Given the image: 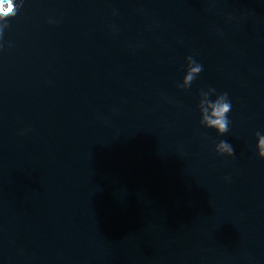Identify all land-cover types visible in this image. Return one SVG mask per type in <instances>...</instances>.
I'll return each instance as SVG.
<instances>
[{
	"label": "water",
	"instance_id": "1",
	"mask_svg": "<svg viewBox=\"0 0 264 264\" xmlns=\"http://www.w3.org/2000/svg\"><path fill=\"white\" fill-rule=\"evenodd\" d=\"M13 3L0 264H264V0ZM223 93L220 136L199 103Z\"/></svg>",
	"mask_w": 264,
	"mask_h": 264
},
{
	"label": "clouds",
	"instance_id": "2",
	"mask_svg": "<svg viewBox=\"0 0 264 264\" xmlns=\"http://www.w3.org/2000/svg\"><path fill=\"white\" fill-rule=\"evenodd\" d=\"M22 6V4H21ZM15 5L13 0H0V17H3L5 12L10 15L13 13ZM187 70L184 76L183 82L179 85L182 89H188L194 79L201 73L203 70L202 65L196 63L191 57L187 58ZM207 92L215 93V89H209ZM205 92H201V96L204 95ZM209 96L207 100L208 107H203V101L200 100L199 110H200V124L201 126L214 129L216 133L220 136H223L229 131V120L228 114L231 111V102L228 99L227 93H223L215 100L210 99ZM257 136V144L256 150L258 156L261 159H264V136L260 135V133L256 134ZM215 151L218 155L231 157L234 154V149L230 143L225 140H221L219 144L216 146Z\"/></svg>",
	"mask_w": 264,
	"mask_h": 264
}]
</instances>
